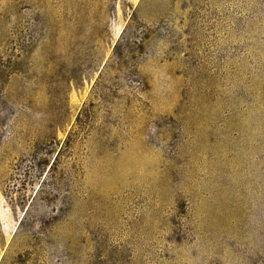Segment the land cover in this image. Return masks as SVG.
<instances>
[{"label":"rangeland","instance_id":"obj_1","mask_svg":"<svg viewBox=\"0 0 264 264\" xmlns=\"http://www.w3.org/2000/svg\"><path fill=\"white\" fill-rule=\"evenodd\" d=\"M0 264H264V0H0Z\"/></svg>","mask_w":264,"mask_h":264}]
</instances>
